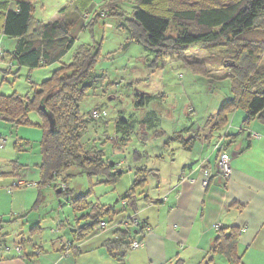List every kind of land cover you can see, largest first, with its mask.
<instances>
[{
  "label": "trees",
  "instance_id": "obj_1",
  "mask_svg": "<svg viewBox=\"0 0 264 264\" xmlns=\"http://www.w3.org/2000/svg\"><path fill=\"white\" fill-rule=\"evenodd\" d=\"M90 1L92 0H70L75 2L80 15L88 11ZM124 2L131 3L132 13L120 27L128 29L132 42L141 43L154 53L153 66L169 56L171 59L183 60L196 75H207L210 71L206 66H211L217 73L224 71L223 74L216 75V79H230L232 96L224 102L215 116L208 117L207 122L213 132L223 130L228 125L229 115L236 109L246 112L245 122L255 118L264 120V0H107L90 19L89 25L98 22L101 9L107 10L108 17L121 15L116 10ZM37 3L38 0H0V60L7 55L18 66L34 70L62 61L76 45V39L70 33L75 21H40L35 16ZM6 39L15 43V46L4 50L2 42ZM218 43L224 44L219 51L213 48ZM199 44L209 45L208 48L213 52L201 62L189 61L186 54ZM99 55L100 45H79L70 64L55 70L39 86L34 85L32 97L0 93V119L16 126H32L34 124L28 114L36 111L41 115L43 121L38 124L43 129L39 149L40 178L29 184L31 187H38L40 200L44 197L43 189L47 187L54 189L57 194L73 195L69 204L78 213L75 240L83 239L96 228L113 229L115 239L107 240L104 247L110 256L122 261L130 251L132 241L147 227L140 220L139 230L134 228L131 216L137 215L136 204L141 194L139 191L143 190L147 182L149 170L146 167L137 168L130 189L114 205L94 204L88 199L93 194V186L102 182L99 178H106V183L115 185L126 173L127 167L120 168L123 164H116L114 154L125 153L126 146L139 132L135 131L136 126L145 133L152 131L158 134L163 131L156 129L157 126L150 122V116L139 123L120 119L115 122L113 134L100 132L92 144L82 142L87 126L96 124L98 129L99 120L103 118L99 108L88 114L81 111V103L88 90L101 80L94 74ZM143 94L146 97H141ZM151 97L152 95L144 92L141 94L139 91L135 95V101L142 98L141 103L144 105L143 100ZM135 103L139 105L140 102ZM95 112H99L100 116L95 117ZM140 137L143 142L147 141L143 135L140 134ZM192 138L185 139L178 132L172 136L173 141L186 145L192 143ZM2 139L0 138L1 147L7 141ZM28 144L17 140L14 149L18 153H25L29 150ZM140 155L135 151L133 160H139ZM16 161L11 162L14 164L13 172L20 166ZM13 172L5 173V176H15L13 183L7 188L8 192L26 187L18 184L23 179ZM76 175H86L91 179V190L88 193L79 196L75 192L71 193V178ZM3 178L4 173L0 169V179ZM93 178H97L96 181ZM26 183L28 182L25 181L24 185ZM61 183H66L67 189L58 192ZM20 218L6 220L0 217V232L4 225L12 224ZM101 220L107 223L104 229L99 227ZM124 222H128V225H124ZM34 230H38V227H32L29 231ZM239 234L240 230L236 227L220 229L214 242V252L223 254L228 264H244L242 255L237 252ZM3 240H0V252L2 248L9 246L2 245ZM18 241L14 245L22 246V258H25L27 255L24 245L30 242V237L27 238L22 233ZM70 251L75 253L78 250L73 248V244H68L63 251L64 256H69ZM41 253V250H36V256ZM5 254H0V260L4 259Z\"/></svg>",
  "mask_w": 264,
  "mask_h": 264
},
{
  "label": "crops",
  "instance_id": "obj_2",
  "mask_svg": "<svg viewBox=\"0 0 264 264\" xmlns=\"http://www.w3.org/2000/svg\"><path fill=\"white\" fill-rule=\"evenodd\" d=\"M70 4L73 5L67 4L61 9L57 7V14L52 20L40 21H69V8L76 9L75 2L69 0ZM42 6L45 7V4ZM14 46L12 42V48ZM191 107L194 110L189 109V112L196 113L197 108ZM212 109L209 108L203 114L206 122L203 132L202 129L196 132L192 128L184 135L185 139L193 137L190 145L173 141L172 136L176 131H171L164 140L156 143L146 141L148 146L143 151L136 150L141 154L137 161L131 157L127 165L126 152L120 155L115 160L116 164L121 163L123 166L120 168H127L117 184H108L106 178H99L102 182L95 185L100 188L98 195L96 189L93 190L90 201L111 206L130 189L137 168L146 167L149 170L147 182L143 190L139 191L141 194L138 196L136 212L151 232L142 240L141 246L130 250L122 261L110 256L104 247L107 240L115 239L113 229L96 228L83 239L75 240L77 215L72 213L69 218L65 217V221L57 216L53 222L43 225L44 212L40 209L50 203L46 201L45 190L42 200L39 189L35 187L8 192L7 188L15 176H5V173L13 172L14 164L11 162L17 160L20 166L13 173L25 180L38 181L41 162L32 163L28 157L23 160L22 156L27 152L20 156L15 149L8 156L0 153V169L2 165L7 168L2 169L4 178L0 179V189L5 187L11 195L6 203L9 211L25 219L27 225L38 227V230L26 233L23 230L24 235L30 237V242L24 245L25 258L17 257L16 253L5 254L0 264H218L219 256L224 255L214 252V242L220 229L232 227L240 230L237 252L242 255L244 264H264V120L255 118L245 122L246 112L236 109L229 115L228 125L221 131L213 132L207 122L208 117L215 116L219 109ZM162 131L160 134L165 135V130ZM221 137L227 143V153L231 158L232 174L228 179L219 172L218 155L214 151ZM6 144L8 141L0 146V151L8 147ZM149 146L153 153H147ZM206 171L211 173L207 186L204 185ZM126 176H130V186L126 191L118 192L117 187L122 185L120 183ZM50 207L54 209L53 204ZM6 210L0 209V217L7 218ZM50 226L52 228L48 231ZM3 241L2 245H9L7 240ZM68 244H73V248L76 247L78 251H70L69 256H64L63 251ZM37 249L42 251L38 256ZM224 264H228V261H224Z\"/></svg>",
  "mask_w": 264,
  "mask_h": 264
},
{
  "label": "rangeland",
  "instance_id": "obj_3",
  "mask_svg": "<svg viewBox=\"0 0 264 264\" xmlns=\"http://www.w3.org/2000/svg\"><path fill=\"white\" fill-rule=\"evenodd\" d=\"M105 1L107 0L90 1L88 11L82 15L78 14L75 8H69L70 14H67V20H75L70 33L76 39V45L72 51L63 57L62 61L30 70L27 67L18 66L13 61L11 62L8 56L5 55V59L0 60V93L6 95L17 93L18 95L32 97L34 85L39 86L43 81L49 79L55 70L66 64H70L73 60L75 49L79 45H100V55L94 74L100 77L101 80L88 90L84 101L81 103V111L88 114L92 110L99 108L103 114V118L99 120L98 129L96 128V124L91 123L87 126L82 135V142L92 144V141L97 138L100 132L113 134L115 122L120 119L139 123L146 120L147 116H150V122L157 126L156 129L158 131L164 129L166 132L165 135L160 134V132L156 134L152 131L145 133L141 128L138 129L136 126L135 131H139L135 135L136 137H134L136 140H132L131 145L125 150L128 157L126 158L128 165L136 150L143 151L145 146H148L146 142L141 140L140 134L146 137L147 141H152L153 143L155 141L156 143L157 141L164 140L168 136V133L174 130L183 135L187 134L192 128L196 132L202 129L201 132H203L206 124L203 114L209 108L220 109L224 102L232 96L231 81L228 78L216 79V75H221L224 71L217 73L212 70L211 66H206L210 71L209 75H196L183 60L171 59L169 56L161 59L157 66H153L154 53L145 48L143 44L132 42L128 29L120 27L125 22L126 17L130 18L131 16L132 5L130 2L122 3L120 8L116 10L121 15L114 17L101 16L98 22L89 25L90 19L96 15L95 13L104 5ZM43 3L45 7L42 6ZM67 4L68 6L73 5H69V0H39V3L36 4L35 16L43 21L52 20L54 15L57 14L56 8L61 9ZM102 11L104 9H101ZM76 15L78 16L77 18ZM86 15H89V17L86 18ZM2 46L4 50L5 48L11 49L12 42L7 39L3 40ZM223 46L224 44L218 43L213 48L219 51ZM208 47L209 45L207 44H199L192 47L186 54L187 59L191 62L203 61L204 58L209 57L213 52ZM139 91L141 94L144 92L152 95L150 99L145 98L143 100L145 102L144 105L141 103L142 98L135 101V95L139 94ZM141 97L146 96L143 94ZM135 102H140V106ZM191 106L197 108L196 113L189 112V107ZM28 117L34 125L16 126L0 119V136H2L0 138L8 141V144H6V147H8L0 151V153L8 156L7 154L14 149L12 146L13 141L20 140L29 143V150L22 156L23 160L25 157H28L32 163L41 162V151L39 149L43 129L38 124L42 123L43 119L36 111L30 112ZM153 152L152 147L149 146L147 153ZM22 154L20 153V156ZM120 155H122V152H117L114 161ZM1 168L7 170L6 165H2ZM97 178H93L92 180L96 181ZM129 178L130 176L123 178L120 183L122 185L117 187L118 192L127 190L130 186ZM90 180L86 175L72 177L70 188L73 192L71 193L77 192L78 196L88 193L91 190L89 185ZM25 181L28 183L33 182L27 179ZM59 187L58 190L65 189L67 184L61 183ZM95 189L98 195L99 186H93V190ZM44 190L46 201L50 203L40 209L44 212L43 225L53 222L57 219V216L62 217V219L64 218L63 221H65V217L69 218L73 214H78L69 204L73 195L71 196L69 193L57 194L50 187L44 188ZM92 197L88 201H92ZM10 199L11 195L8 194L6 188L0 189V209H7L6 220L18 217V214H12L13 212H10V209L7 207L6 203ZM52 204L54 205V209L50 207ZM66 207L70 210L66 209ZM74 219L72 217L73 221ZM27 224L25 219H19L16 224L4 225L3 231L0 232V240L3 236V239L7 240V244L13 247L15 240L21 239L23 230L26 233L32 227V225ZM51 228L52 226H50L48 231ZM69 231L70 228L66 233L67 235H69ZM50 246L53 249L51 244ZM13 253L15 254L14 250L8 252V254ZM224 261H227L226 257L219 256L217 263L224 264Z\"/></svg>",
  "mask_w": 264,
  "mask_h": 264
},
{
  "label": "built area",
  "instance_id": "obj_4",
  "mask_svg": "<svg viewBox=\"0 0 264 264\" xmlns=\"http://www.w3.org/2000/svg\"><path fill=\"white\" fill-rule=\"evenodd\" d=\"M101 16H107L108 12L107 10H104L102 12H100ZM89 15H86V18H88ZM95 117H99L100 113L99 112H95L94 113ZM214 151L217 152L218 154V159H217V163H218V169L219 172L221 173V175L228 179L230 178L231 174H232V164H231V158L227 153V146L225 141L223 140V137H221L218 142L216 143L215 147H214ZM207 174V179L204 182V185L207 186L208 182H209V178L211 176V173L209 171H206ZM25 181L21 180L19 181L18 184L23 185V186H31V184L26 183L27 185H24ZM165 200H167L165 198ZM123 204L127 205L126 202H123ZM131 221H132V225L134 228H136L137 230H139L140 226H141V221L138 218L137 215H132L131 216ZM107 225L106 221L101 220L99 222V227L100 228H105ZM124 225H128V222H124ZM217 228H219V226H217ZM151 232V229L149 227H145L143 229V231L141 230L140 233L137 235L138 237L135 238L132 243L129 246L130 250H135L138 249L141 246V242L142 240ZM14 250L15 253L19 256V257H23L22 254V246L21 245H14L13 247H9L6 246L4 248H2V251L0 252V254H8V252ZM69 251V250H68Z\"/></svg>",
  "mask_w": 264,
  "mask_h": 264
},
{
  "label": "water",
  "instance_id": "obj_5",
  "mask_svg": "<svg viewBox=\"0 0 264 264\" xmlns=\"http://www.w3.org/2000/svg\"><path fill=\"white\" fill-rule=\"evenodd\" d=\"M49 119H50V121H51L52 129L54 130V129H55V128H54V121H53V118H52V115H51V114L49 115ZM58 192H61V190L59 189Z\"/></svg>",
  "mask_w": 264,
  "mask_h": 264
}]
</instances>
